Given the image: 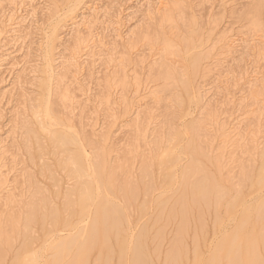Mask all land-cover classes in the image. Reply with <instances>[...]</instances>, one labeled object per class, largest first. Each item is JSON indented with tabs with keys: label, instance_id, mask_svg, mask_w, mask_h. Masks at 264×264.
<instances>
[{
	"label": "bare ground",
	"instance_id": "bare-ground-1",
	"mask_svg": "<svg viewBox=\"0 0 264 264\" xmlns=\"http://www.w3.org/2000/svg\"><path fill=\"white\" fill-rule=\"evenodd\" d=\"M24 2L0 0V73L2 67L9 64V58L12 59L11 53H6V46L10 42L12 45L26 42V36L19 31L20 25L16 21L23 12ZM109 2L113 4V0ZM100 7L93 1L83 2L73 13L70 10L64 17L67 19L58 21L60 25L57 24L47 34L45 70L39 84L41 94L36 101L38 105H30L32 123L21 119L19 127L14 125L25 138L23 143L26 142V150L36 151V158L40 161L37 164L39 174L42 177L45 175L51 182L55 181L51 184L57 189L53 195L56 200L57 197L63 200L62 213L52 206V193L47 188H41L38 180L31 182L33 179L29 178L31 174L26 169L27 172L23 171L29 180L23 175L25 181L28 180L29 185L26 186L29 188L24 187L31 190L30 199L26 198L22 205L18 202L15 207L21 194L12 195L17 185L14 187V183L9 181L12 168H8L7 157H11V152H8L7 140L0 141V196L6 194L3 199L0 198V205L6 207L5 212L0 214V264H5L9 253H12L11 264H154L152 253L159 255V261L162 257L161 264H181L182 251L188 254L186 245H183V236L189 220L194 223L191 237L195 245L193 264H264V142H259L260 138L264 140V135H258L264 132L261 129L264 126V1H251L239 16V20L247 22V32L233 31L227 26L217 28L216 24L202 39L193 17L187 16L189 18L186 17L185 21V6L178 0H169L157 9L154 13L157 16L155 25L150 29L147 26L122 36V28L116 27L120 30L116 36L121 40L122 57H119L117 68L110 73V77H104L98 97V107H102L101 113L107 121L100 125L98 118L101 116L99 110H95L94 123L92 127L90 124L91 132L87 135L84 130L87 125L84 127L82 123V119H85L82 115L87 108L73 92L79 84L76 74L83 69L84 63L87 62L90 71L95 62L101 60V47L105 44L96 33L97 25H106V31L110 26L118 25V22H114L117 20H112L118 17L111 14L112 8L100 11ZM180 24L185 28L184 35L179 34ZM60 28H64L66 33L64 41L59 40ZM61 42L64 47L58 51ZM138 42L147 46L149 51H156L151 56L159 55L145 78V85L148 80V83L158 86H154L153 90L142 86L140 71L135 68L144 69L141 66L144 59L137 57L134 65L129 57ZM180 47L183 50L179 51ZM28 48L30 50V45ZM63 51L67 53L65 57ZM181 51L188 59L184 71L176 70L168 63ZM26 56H31L29 51ZM58 60L61 62L56 67ZM112 61V58L107 60ZM131 63L133 72L128 75L126 67ZM198 79H202V82H198ZM239 85L246 92L235 104L232 91ZM112 88L114 94H120V97L117 95L118 103L111 101ZM125 92L129 96L127 93L126 96L121 95ZM166 92L172 94L180 106L189 101L197 109L195 116L179 129L172 125L171 116L156 123L155 110L152 107L144 109L150 103L159 107L157 105L164 102L161 99H164ZM219 96L233 109V113L230 112L221 124L218 122V111L211 104ZM0 98H5L4 93ZM115 105V109L122 108L123 114L131 115L128 123H117L115 113H112ZM78 107L81 113L77 126L72 121V112ZM235 112L240 115L230 119ZM180 119L183 121L182 117ZM102 125L105 128L97 136L94 132ZM213 127L220 143L215 149L211 147L215 138L210 136L215 133ZM123 128L129 134L125 143L117 147L116 140H112L113 131L115 129L117 133ZM183 140L180 153H173L172 148L168 147L173 141L180 143ZM258 149L263 151L260 152L257 167L254 168V160L251 162L246 158L242 161V157L251 156ZM238 151L244 156L239 161H233ZM43 152L62 155L57 165L64 173V179H68L66 184L63 183L64 187L60 185L61 179H54L53 174L56 173H52V168L41 160L45 156ZM181 156L185 158L183 163ZM159 157V165L164 166L160 183L163 189L154 199L153 192L157 188L152 182L151 168L153 161ZM235 168L236 173L233 171ZM175 169H180L178 174ZM22 185L21 182L20 188L24 191ZM171 187L168 192L166 189ZM235 187L236 194L230 200L231 190ZM248 188L258 191L255 198L252 196L254 199L250 198L252 200L246 199L245 191ZM14 196L15 199L18 196L19 200H15ZM140 196L142 201L137 207L140 218H144L151 206L158 209V215L150 224L154 228L149 229L148 223L143 222L137 231H132L129 211L137 206ZM220 206L227 210V228H224ZM63 213L68 214L66 218H62ZM206 215L212 224L211 239L209 230L206 231ZM69 216L78 217L80 222L77 226H74L76 222L70 224ZM160 217L165 218L164 223L155 227ZM172 222L175 225L173 231L168 232L171 237L164 250L161 246L165 240L164 231ZM47 223L52 225L50 229L60 227L61 232L55 231L51 235V231L46 229ZM34 225L39 226L41 234L36 256L33 244L40 237L32 236ZM18 238L20 245L14 248V241ZM149 240L154 243L152 250L147 244Z\"/></svg>",
	"mask_w": 264,
	"mask_h": 264
},
{
	"label": "rangeland",
	"instance_id": "rangeland-1",
	"mask_svg": "<svg viewBox=\"0 0 264 264\" xmlns=\"http://www.w3.org/2000/svg\"><path fill=\"white\" fill-rule=\"evenodd\" d=\"M86 1H93L94 4L99 5V7L101 6L100 11H102V9L104 10L105 8H112L110 11L111 14L113 16H116V17L118 15L117 18L112 19V20H117L114 22H118V25L116 24L112 27L110 26L107 29V31L104 30L106 25L103 24V27H101L102 24L97 25L98 28L96 29V33H99L98 37L102 38V41L104 42L105 45L103 47H101V49H102V51L100 52L101 57L99 56V58L101 60H98L97 62H95L94 66H93L94 71H93V69L88 71V68H87L88 66H87V62H86V64L84 63L82 66L83 69L78 74H76L77 81L79 84L77 86H75L73 92H74V95L76 96L77 100L81 101L82 105H86V108H87L86 112H85V114L83 113V115H82V117L83 118L85 117V119H82V123L84 124V127H85V125H87L85 127V129H84V127H83V129L85 130L86 134L88 135L91 132L90 127H92V124L94 123L93 120L95 118V115H94L95 110H99L98 114L101 117L98 116L99 117L98 121H99L100 125L102 124L103 121L105 123L107 121V119L105 121L106 117H104L103 113H101L100 109H102V107L100 109L98 107L99 106L98 97L100 96L102 88H103L102 86L104 85V79H105L104 77L107 75H108L107 77H110V75L112 74L111 72H114V68L115 67L117 68V64L119 63L118 60L122 57V56L120 57V53L122 51V48L120 47L121 46V40H119V38L116 36L117 35L116 33H119L120 30L117 29L116 27L120 26V28H122L120 31V34H122V36H124L127 32H129L131 30L137 31L139 28L144 29L147 26H149V29H150V26L153 27L155 25V21L157 18V16L154 13L157 11V9L159 7H162L169 0H113V4H110L109 0H84L82 2H80L79 0H54V1L53 0H25L23 12H21L19 14L21 16H18L16 21L19 22V25H20L19 31L22 32V35H24V37L26 36V38H24L26 42H24V44H20L21 46L20 45H12V42H10L8 47L6 46V49H7L6 53H11L12 59L9 58V60H10L9 64L3 66L2 67L3 70L0 73V97L3 93H4V97H5L4 99L0 98V100H1L0 101V114H1V117H0V141L3 139L5 141L7 140L6 141V142H8L7 148L9 149L8 152L9 153L11 152L10 153L11 157L10 156L7 157V159L9 158V160H7V161H9L8 162V166H9L8 168L9 169L12 168V170L9 173V176H10L9 181L10 182L12 181V183H14V187H15V185H17L16 186L17 190H15V188H16L15 187L12 195L13 194L19 195V193L21 194V196L19 195V197H21L20 201H17V202L15 201L16 202L15 207H17L18 202H19V205H22L25 201H27V199H30L29 196H30L31 190L25 188V187L29 188V186H26V185H29V184H27V181L30 178V179H33V181L31 180V182H33V183H34V181L36 182L38 180L37 181L38 185L41 188H44V189L47 188L46 190L49 193L50 192L52 193V196H51V200L53 202L52 206L57 207V209H59L61 211V213L63 211L62 210L63 203L61 204V201L63 202V200L60 197H57V200H56L54 195H53L54 192L57 191V189H56V187H54V185L52 186L51 184H53L55 181L53 180L54 182H51L50 179H48V177H46L45 175L42 177L39 174L37 164L39 165L40 161L37 160V158H36V151L35 150H33V151L28 150L31 152V154H32L31 155L30 152H28L26 150V147L24 146V144H26V142L23 143V141H25V138L22 137L23 135L18 130V128L16 129L14 127V125L16 127H19V123H20V121H22L21 119H23V120L26 119L27 122H30V124L32 123L31 121L33 119V113H32V111H30V105H32L33 107L38 105L37 100L39 99V96L41 94L39 84L43 78L42 71L45 70L44 69V66H45L44 55H45V43H46L47 34L49 32H51V30L54 27H57V24L60 25V23L58 21H60V20L62 21L63 19L64 20L67 19L64 17L66 15H68L70 10L73 13L77 8H79L82 5L83 2H86ZM178 1H180L185 6L184 14H183V16L185 17V21L187 18H189L187 16L193 17V19L195 20V22L197 24L196 28L198 30H200L202 33V39L205 38V36L208 34V32L210 31V28H212L216 24H217L216 25L217 28H222V27L227 26L230 29H232L233 31L239 30L242 32H247L248 24L244 20H241V19L239 20V16H241V14L246 11V9L250 5V2L253 0H235V2L233 4H230V2H232L234 0H207L206 2H203L200 0H178ZM112 5H114V6H112ZM72 13H71V15H72ZM71 15H69V16H71ZM77 15H79V13ZM112 15L110 17H113ZM112 20L109 19V21H112ZM262 23L264 25V16L262 18ZM19 25H18V27H19ZM63 29L64 28L59 29V33H60L59 40L60 41L65 40L64 34H66V33L64 32ZM178 31H179L180 35H182V34L184 35L185 34L184 26H182L180 24ZM70 43H72V42H70ZM138 43H139V45L141 44V46H139ZM138 43L135 47V50L133 48L132 52H130L132 55L129 57L132 58V60L131 59L130 60L133 61L134 65L137 62L136 60H138V58L140 60L144 59V62L141 65L144 69L140 70L139 67L137 68L136 66H135V68H136V71H137V69H138V71H140V80H141V83L144 84L142 86L143 87L146 86L147 90H153V88L158 87V86L153 84V83L152 84L148 83L147 79L146 80H147V83L149 85L147 86V83L145 85V78L148 75V71H149L150 67L152 65H154V63H155L154 61H156V59L159 58V55L151 56L153 53H156V51L154 50V52H151L148 50L147 46H144L143 43H141V42H138ZM60 44L61 45L58 46V51H61L62 48L64 47V44L62 42ZM29 45L31 47L30 50L28 48ZM65 45H67V44H65ZM31 49H32V51H31ZM2 50H5V48H3ZM27 50L30 52V55H31L29 58H27V56H26V53L28 52ZM96 50H98V48H96ZM180 50H183V49L180 47L179 51ZM135 51H137V52H135ZM56 53H58V52L56 51ZM66 54L67 53L63 51L64 57L66 56ZM63 55H62V58H63ZM135 55H138V56H135ZM1 56H2V54H1ZM110 58L114 59V61L107 62V60ZM133 59H135V60H133ZM25 61H26V63H25ZM187 61H188V59L186 57L185 52L181 51L180 53H177V55L171 57L168 60V63L173 68H175L176 70L184 71V70H186V66L188 64ZM59 62H61V60H58L55 62L56 67H58ZM100 63H102V64H100ZM133 64L131 63L130 65H128L126 67L127 70L125 69L128 75L132 74V72H133L132 71L133 67H134ZM84 66H85V68H84ZM129 71H130V73H128ZM19 73L22 75H20ZM69 75L71 76V73ZM17 78H18V80H14ZM201 80L202 79H198V82L201 83L202 82ZM16 83H17V85H16ZM235 87L236 88L233 89L232 93L234 95V99L236 100V102H235V104H236L237 100L246 91H245V88L242 87V85L235 86ZM240 87H241V89H240ZM113 90H114V88H112L111 92ZM128 91L130 93L132 91V87L129 88ZM127 92L122 93L121 95L124 94L126 96L128 94V96H129V93H127ZM114 93L113 92L111 93V94H113L111 97V101H113V103H118L119 101L116 102V100L117 99L119 100L118 96L120 94H119V92L116 94H114ZM163 95H165V93ZM163 95H161V98L163 97ZM176 97H177V95H176ZM163 98L164 99L163 100L161 99V101H164V102L163 103L160 102L159 103L160 105H157L159 107H156L153 103H150V104H148V106L144 107V109H148V108L152 107L153 110H155L154 117L156 116V123L163 122L164 118L169 115L172 117V120H171L173 123L172 125L174 127L175 126L178 127L177 129H179L180 126L185 125L195 116L197 109L194 107L193 103H191L189 101H187V102L185 101L183 103V105L180 106L176 101H174V96L172 94H170L169 92H166V95ZM223 100H224V98L222 96H219V97H217V99H215L214 102H211V104L213 105V109L215 106L216 107L215 110L218 111V117H219L218 122L220 121V124L222 122L226 121V119H227L226 117H228L230 112L233 113L232 107H230L229 104L227 105L226 102L224 103ZM115 106L113 109L115 111L112 113H115L117 123L122 124V125L126 124V122L128 123V120H130L131 115L129 113L123 114L122 108L121 109L118 108V110H117V109H115V108H117V106L116 107ZM119 110L121 112H119ZM80 111H81V109H80V107H78V108L74 109V112H72L73 113L72 121L77 126H78L79 114L81 113ZM116 111H118V112H116ZM92 113L94 116L92 115ZM238 115H240V113L235 112V114L232 115L233 117L230 116V119L234 118ZM181 117L183 118V121H181V119H180ZM86 118H89V119L86 120ZM263 119H264V116H263ZM263 122H261V123L263 124ZM90 124H91V126H90ZM151 126H150V128H151ZM159 126L160 125H158V127ZM153 127H154V125L152 126V128ZM214 127L212 129H214ZM104 128H105L104 125H102L99 128H97V130L94 133L98 136V134ZM262 128L264 129V126H262L261 129ZM212 129H210V131ZM215 130L216 129H214V131ZM126 131H127V129L123 128L119 132L115 133V129H114V131H113L114 134L112 136V140H116V143H118L117 147L118 146L120 147L121 145H123L125 143L127 136L129 134V133L126 134ZM214 131H211V132L214 133ZM124 132H125V134H124ZM215 134H216V131H215L214 135ZM214 135L210 134V136L212 138L213 137L217 138L218 135L217 136L216 135L214 136ZM258 135H259V137H261L264 135V132H261ZM22 138H23V140H22ZM215 138H213L214 139V140H212L213 143H211L212 144L211 147L213 149L217 148V146L220 144L218 142L219 139L218 138L215 139ZM21 142L23 143V145L21 144ZM259 142L263 143L264 140L260 138ZM183 144H184V140L181 141L180 143H175V141H173L172 143L169 144L168 147L170 149L172 148L171 150H173V153H180V148H181V145H183ZM163 150L164 149H162V151ZM240 151H238V152H240ZM261 151H263V150H261ZM261 151L258 149L255 152H253V154L251 156L247 155L248 157L245 156V158L242 157V156H244L243 154L241 155L242 152H240V155L238 152H236V154H235L236 156L234 155L235 160H233V161H236L238 159L240 160L241 157H242V161H243V159H246V158L248 159V161L251 160V162H252V160H254L253 164H254V168H255L259 164ZM27 153L31 155L30 158L32 160H29L30 155H28ZM43 153H45L44 154L45 156L43 155L44 157H42L41 160L44 161L45 163H47V165L50 166V169L52 168L51 169L52 173L53 172L56 173V174H53L54 179L55 178L61 179L60 185L64 187L63 183L65 182V184H66L68 182L67 181L68 179H67V177L64 179V173H62V171H60L61 170L60 168L58 169V165H57L58 164L57 160L59 158H63L62 155H60V153H58V152L52 153V154L48 153V152H43ZM54 154H55V156H54ZM159 160H160V157L157 160H154L152 163V168H151L152 179H153L152 182H153L154 188H157V190L155 189V191L153 192L154 199L158 196V194L163 189V188H161L160 183H161L162 175L164 173V170H163L164 166L159 165ZM31 161H33L34 163H31ZM180 161L183 163L185 161V158L181 156ZM23 169L24 170L26 169L31 174L29 178L27 177V173H25L27 171L25 170V172H24ZM179 171H180V169H175L176 174H178ZM233 171H235V173H236V171H237L236 168ZM23 174L28 178V180L25 181L26 178ZM22 175H23V177H21ZM32 175H34V176H32ZM21 182H22V184H24V185H22V188H24L26 191L21 190V188H20ZM23 182H25L26 184ZM172 188L173 187H171L170 189L168 188L166 190L168 192H170ZM232 189L233 190H231L230 197H229L230 200L234 198V195L236 194L234 192L237 189V187L232 188ZM28 190H29V193L27 192ZM22 192L24 194L28 193L29 195L25 194L26 196H24ZM3 193L4 192H2V194ZM245 194H247V196H246L247 200H252L255 198L254 195L258 194V191L256 188H248V189H246ZM4 195L6 196V194H4ZM3 196L2 197L0 196V198L3 199ZM252 196L254 198H252ZM22 197L25 199H23ZM250 198H252V199H250ZM14 199H15V196H14ZM138 199L139 200L136 203L137 206H133V208L129 211V221L132 225L131 230L137 231V229H139V227L142 226L143 222H145V224L148 223L147 225L149 226L148 227L149 229L154 228V227H151L150 224L153 221V218L155 217V215H158V209H155L153 206L148 207V209L146 210V214H145L144 218H140L139 211H138L137 207H138V205L141 204V201H142L141 196ZM15 200H19L18 196L16 197ZM1 203H2V201L0 202V204ZM5 210H6V207L0 205V214L4 213ZM220 214L222 215V219L224 221L223 222V224L225 226L224 228H227L228 227L227 224L229 223V221H228V217H227V210L225 209V207L220 206ZM63 215H64V213L61 214V216H63ZM67 215L65 214L62 218H66ZM69 215H71V214H69ZM71 217L72 216H69L70 224H74L76 222L74 224V226H77V223L80 222L78 220V217H75V216H73L74 218L73 217L71 218ZM208 218H209L208 216L205 218L207 223H208V224L206 223L207 224L206 231L208 232V230H209L208 236L210 235L212 237V224ZM0 219H1V217H0ZM149 219H151V220H149ZM164 219H165L164 217H160L161 223L159 224V222H160L159 221L157 224H155V227L162 225L164 223ZM147 220H149V221L147 222ZM189 224H192V226ZM193 224H194L193 220H189L186 234L183 236V242L184 243L183 242L182 243H183V245L184 244L186 245L187 253L190 255H188V254L186 255L185 252L182 251L183 250V247H182L181 251H182L183 255L181 256V260H183V262L181 261V264H193V262H194V254H195L194 246L195 245H194L192 238H191L193 236V234H192ZM46 225H48V227H46ZM46 225H45V227H46V229H49L51 231V235H54L55 231H56V233L61 232L60 227H56V229H54V227H51V229H50V226H52V225H49L48 223ZM174 225H175V222H172L170 224V227H168L169 226L168 225L165 228V231H164L165 232V240L163 242L165 245L163 243L161 245L162 249H164V250L167 246L166 245L167 240L170 239V237H171V233H168V232L173 231ZM74 226L71 225V227H74ZM167 228H169V229H167ZM31 230H32L31 231L32 236L34 238H37V239L40 237L38 239L40 241L41 240V236H40L41 234H40L39 226L34 225V227L32 226ZM52 232H53V234H52ZM210 236H209V238L211 239ZM184 238L186 240H184ZM38 240H36L35 241L36 243L34 242V244H33L35 256H36V247H38L41 243V241L38 242ZM19 242H20L19 238L14 241V248H16L20 245ZM147 244L149 245V248L152 250L154 243H152L149 240L147 242ZM187 246H189V247H187ZM188 248H190L189 251H188ZM192 248H193V251H192ZM11 254L12 253H9L7 255L5 264H11V262H10ZM47 254L48 253H46V255ZM152 256H153L152 257L153 262L155 261L154 264H161L162 263V257H160V261L157 259V258H159L158 254L153 255V253H152Z\"/></svg>",
	"mask_w": 264,
	"mask_h": 264
}]
</instances>
